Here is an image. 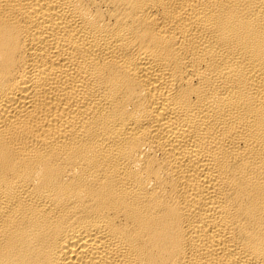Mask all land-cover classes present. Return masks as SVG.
Instances as JSON below:
<instances>
[{
  "label": "bare ground",
  "instance_id": "6f19581e",
  "mask_svg": "<svg viewBox=\"0 0 264 264\" xmlns=\"http://www.w3.org/2000/svg\"><path fill=\"white\" fill-rule=\"evenodd\" d=\"M0 264H264V0H0Z\"/></svg>",
  "mask_w": 264,
  "mask_h": 264
}]
</instances>
